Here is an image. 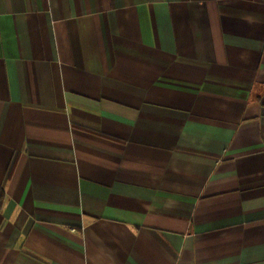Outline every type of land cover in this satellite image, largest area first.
<instances>
[{
	"label": "crops",
	"instance_id": "obj_1",
	"mask_svg": "<svg viewBox=\"0 0 264 264\" xmlns=\"http://www.w3.org/2000/svg\"><path fill=\"white\" fill-rule=\"evenodd\" d=\"M0 264H264V0H0Z\"/></svg>",
	"mask_w": 264,
	"mask_h": 264
}]
</instances>
